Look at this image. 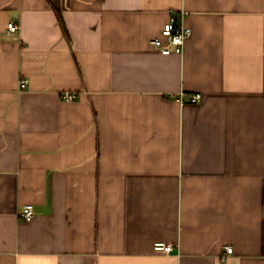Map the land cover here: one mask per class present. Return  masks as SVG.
Returning a JSON list of instances; mask_svg holds the SVG:
<instances>
[{"label": "crops", "instance_id": "crops-1", "mask_svg": "<svg viewBox=\"0 0 264 264\" xmlns=\"http://www.w3.org/2000/svg\"><path fill=\"white\" fill-rule=\"evenodd\" d=\"M0 264H264V0H0Z\"/></svg>", "mask_w": 264, "mask_h": 264}, {"label": "built area", "instance_id": "built-area-1", "mask_svg": "<svg viewBox=\"0 0 264 264\" xmlns=\"http://www.w3.org/2000/svg\"><path fill=\"white\" fill-rule=\"evenodd\" d=\"M185 14L182 12L180 17L174 15L169 16V20L164 24L161 29L160 36L155 37L150 41V44L162 55L176 54L180 55L183 53L185 41L190 37L192 31L184 23ZM19 29L18 24L9 22L7 24V31L10 33H16ZM27 80L21 79L20 88L26 87ZM61 98L65 101H72L76 98L75 93L66 92L61 95ZM201 95L196 93L191 96V101H199ZM21 219L26 221L31 220L33 217V206L28 204L25 205L19 214ZM172 245L164 242H155L153 249L162 253H170L172 251ZM227 254L232 253V247H225Z\"/></svg>", "mask_w": 264, "mask_h": 264}, {"label": "trees", "instance_id": "trees-1", "mask_svg": "<svg viewBox=\"0 0 264 264\" xmlns=\"http://www.w3.org/2000/svg\"><path fill=\"white\" fill-rule=\"evenodd\" d=\"M61 23H62V21H61Z\"/></svg>", "mask_w": 264, "mask_h": 264}]
</instances>
